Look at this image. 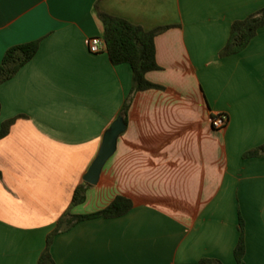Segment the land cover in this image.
<instances>
[{"label":"crops","instance_id":"crops-1","mask_svg":"<svg viewBox=\"0 0 264 264\" xmlns=\"http://www.w3.org/2000/svg\"><path fill=\"white\" fill-rule=\"evenodd\" d=\"M264 0H0V65L14 45L40 40L34 58L0 85V264H38L67 211L89 214L117 196L126 214L82 220L51 246L57 264H264V26L221 57L234 21ZM97 8L157 35L162 89L134 93L127 128L85 202L73 205L131 92L133 70L108 55ZM103 41L89 50V39ZM224 113L223 129L212 127Z\"/></svg>","mask_w":264,"mask_h":264},{"label":"trees","instance_id":"trees-1","mask_svg":"<svg viewBox=\"0 0 264 264\" xmlns=\"http://www.w3.org/2000/svg\"><path fill=\"white\" fill-rule=\"evenodd\" d=\"M97 16L103 24V40L111 62L114 65L129 64L133 70V85L127 96L121 115L127 121L129 104L134 93L148 89H162L163 86L153 83L147 78V73L160 69L156 58V42L158 34L164 32L169 26L157 27L147 30L122 17L114 16L97 8ZM264 26V7L250 14L244 19L233 22L229 39L221 49L220 56H228L243 51L256 36L258 30ZM40 40L11 46L5 53L0 65V85L12 79L19 70L31 61L37 54ZM1 113V103H0ZM20 116L6 120L0 129V139L5 137L14 122ZM264 156V143L244 153V158ZM88 183H82L74 191L73 205H79L86 200ZM134 206L133 201L125 196H117L107 207L89 214L64 213L58 220L56 228L48 235L46 248L40 256L38 264H57L51 253V246L55 237L74 226L76 223L97 217L113 218L128 213ZM240 237L234 254L237 264H245L246 252L244 221L239 220ZM199 264H224L216 258H203Z\"/></svg>","mask_w":264,"mask_h":264},{"label":"water","instance_id":"water-1","mask_svg":"<svg viewBox=\"0 0 264 264\" xmlns=\"http://www.w3.org/2000/svg\"><path fill=\"white\" fill-rule=\"evenodd\" d=\"M126 128L127 125L124 116L120 115L105 132L97 157L84 177L86 183L95 185L99 182L103 167L108 159L115 153L118 138L125 132Z\"/></svg>","mask_w":264,"mask_h":264},{"label":"built area","instance_id":"built-area-1","mask_svg":"<svg viewBox=\"0 0 264 264\" xmlns=\"http://www.w3.org/2000/svg\"><path fill=\"white\" fill-rule=\"evenodd\" d=\"M89 50L93 53L101 51L103 41L99 37H93L89 39ZM228 122V116L224 113L217 114L213 116L211 123L212 127L215 129H223Z\"/></svg>","mask_w":264,"mask_h":264}]
</instances>
